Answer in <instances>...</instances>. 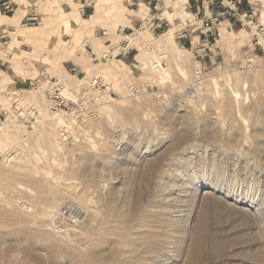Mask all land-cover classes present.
Returning <instances> with one entry per match:
<instances>
[{
	"label": "rangeland",
	"instance_id": "1",
	"mask_svg": "<svg viewBox=\"0 0 264 264\" xmlns=\"http://www.w3.org/2000/svg\"><path fill=\"white\" fill-rule=\"evenodd\" d=\"M121 1L135 11L144 2L149 16L117 17L111 11L115 0L105 2L102 23L82 35L77 53L60 66L44 48L71 40L69 29L61 39L43 33L35 42L39 47L24 43L15 53L8 51L15 28L0 31V100L8 89L23 87L22 96L40 107L45 119L21 132L30 154L4 161L1 155L8 151L0 148V264H264L262 0L253 24L232 18V27L223 23L208 34L209 44L201 15L187 19L180 9H188L183 0H156L152 6L154 0ZM97 3L88 0L82 15L80 3L49 8L45 0H34L27 14L33 9L44 20L62 7L70 27H77L78 20L95 14ZM152 17L164 21L155 36L145 29ZM123 39H134L132 54L117 60L130 73H119L101 59ZM89 44L96 61L84 47ZM3 53L18 56L13 61ZM159 60L170 73L165 83L152 68ZM144 65L148 68L142 70ZM43 72L76 90L89 89L94 76L107 78L108 91L91 90L98 98L84 110L87 118L94 112L92 123L71 132L77 141L60 139L41 94L23 85ZM131 86L141 95H131ZM64 95L69 94L62 89ZM57 140L63 150L56 148ZM67 207L89 212L75 236L53 229L56 214Z\"/></svg>",
	"mask_w": 264,
	"mask_h": 264
},
{
	"label": "built area",
	"instance_id": "2",
	"mask_svg": "<svg viewBox=\"0 0 264 264\" xmlns=\"http://www.w3.org/2000/svg\"><path fill=\"white\" fill-rule=\"evenodd\" d=\"M244 1L245 0H237V3L241 4ZM149 5L152 6V2H150ZM2 7L6 12L15 11V5L10 1L4 2L2 4ZM84 9L85 8H82V10ZM154 9H158V4L154 6ZM229 9L233 12V17L237 21L239 20L243 26H250L251 24H253V13L246 12L238 14L236 10H233L232 8ZM215 22H217L218 26H220V22L218 20H213L211 24L206 22V31H202V34L206 36V41L208 44L210 43L208 41V34H214L213 29ZM41 23V15L34 10L25 15L20 25L22 28H29L41 25ZM145 28L147 31L150 32L152 36H155L158 34V32L163 30L164 21L159 19L158 17H152L147 20ZM103 35L106 36V31H103ZM6 37L7 35H2L1 38ZM85 47L86 49H88L90 57L93 58L94 61H96L97 55L94 52L92 46L89 44ZM117 49L120 52L114 55V52ZM134 50V48L129 47V42L127 40H123L119 45L111 44L109 48L110 52L108 54H105L101 59L108 62L110 59H119L120 57L128 58V56H130ZM205 51L206 49L204 48L201 50L202 59H205V57L207 56ZM134 67L136 66L134 65ZM71 71H76V69L74 68ZM77 76L78 78L80 77V75ZM42 80H45L47 83L57 85L56 78L51 77L47 72H43L42 75L35 80L26 81L27 83L26 85H24H29L32 91L41 94L44 103L47 102L51 105L52 112L62 111L67 114V123H60L56 126L60 139L63 142L69 143L72 139H75L74 137H71V132L82 129L83 127L89 126V124L92 123V119L93 117H95L94 112L90 110V112H92L90 118L84 117L83 113L84 110L87 111L88 104L94 102L95 100L91 99L87 93L75 90L73 91V95L75 96L74 98H76V101L67 98H62L59 96L60 90L58 88L53 90L51 86H48L44 89H41V84L43 83ZM91 84L92 85H90L89 88L90 94H93L91 90H95L96 92H106L108 90L107 81L101 76H94L91 80ZM24 91L25 90L22 87L20 89H8L2 94L3 100H0V132L3 129L9 131L11 134L17 133L19 131L29 132L30 130L35 129L36 127L43 124V117L40 112V107L28 102L22 96V92ZM141 91L142 90L138 89L136 86H131L129 88V92L133 96L141 95ZM110 94L113 95V93ZM68 120L70 122H73L74 125L70 126L68 124L70 123L68 122ZM75 141L77 140L75 139ZM21 153L30 154L31 151L29 147H26L25 151H10L7 152L5 155H1V158L4 161H12L17 158ZM84 220L85 219L83 216V212L79 207L62 208L58 211L55 216V219L53 221V229L57 234L65 237L75 236V229L81 224H83Z\"/></svg>",
	"mask_w": 264,
	"mask_h": 264
},
{
	"label": "bare ground",
	"instance_id": "3",
	"mask_svg": "<svg viewBox=\"0 0 264 264\" xmlns=\"http://www.w3.org/2000/svg\"><path fill=\"white\" fill-rule=\"evenodd\" d=\"M18 1H20L22 3V5H25L26 3H29L31 0H18ZM32 1H34V0H32ZM64 1H67V0H45V3H46V6L51 8V7L55 6V5H60L61 6V3L64 2ZM97 1H98V3L96 5L95 14L92 15V17L90 19H80V20H78V22L75 24L77 27H73V25L70 27V22H69V18H68L69 16L64 11V9L62 7L59 10L54 9L56 14L50 15V16H48L46 18H44V16H43L44 20L43 19L42 20L44 22H42L40 26L29 27V28H22L19 23H15V19L14 18L6 16V15H4V14H2L0 12V29L1 28H5L7 25H14L16 27V30L11 32V35L13 36V41H11L9 43L8 51H12V52L15 53V50L17 49L18 45L21 46L24 43H26V44L30 43V44H33L35 47H37L39 44H35V42L40 39V37H41V35L43 33H46V32H49V33L53 34L54 36L57 34V37L59 39H61L62 36L64 34H66L65 31H67L69 29L68 34L72 35V39L71 40H69L67 42L66 41H60L59 42V46L57 48H53V49H48V48L45 49L44 48V51H48L47 52V57L49 59H51L53 61V63H55L56 65L60 66L62 61L65 59V57H72V56H74L77 53V51L81 47V41L80 40H81L82 35L84 33L88 32L90 29H93L99 23H102L104 17L107 15L106 14L107 9H104L103 7H104V3L105 2H109V0H97ZM186 1L187 0H183V2H185V3H186ZM174 3H175V5H177L176 8L181 7V6H178V2L177 1L174 2ZM260 4H261V6L264 7V0H262L260 2ZM105 5H107V4H105ZM148 7L144 4V2H141L140 7L138 8L137 11H135V10H127V8L125 6V3H122L121 0H115V2L112 5L113 9L111 8L112 9L111 11H112V14L114 16L120 17V15H121V18L127 17L126 15H128V16H133L134 15L135 17H141V18L145 19L147 16H149V13H150V9ZM180 9L185 15H188V16L190 15L189 13H187V11L184 10L183 7L180 8ZM164 14L167 17H169V18H172L174 16L173 14H170L168 12H165ZM262 16H263V22H264V9H263ZM191 26H189V27H191ZM171 31H173V30L171 29ZM127 37H129V36H127ZM168 37H169L168 39H171L173 37V35H169ZM123 40H127V39H123ZM133 41H134V39L131 40V43L129 42V47L130 48H135L134 46H132L133 45ZM136 46H137V43H136ZM84 47H85V45H84ZM140 50L143 51V47L142 46L140 47ZM144 50L147 53H149L152 50V48H151V46H147V47H145ZM57 51H59V53H57ZM23 53L26 54V55H33V52H31V51L30 52L23 51ZM14 55H16V57L18 56L17 54H14ZM14 55H8L7 53L1 54V56H3L4 58H9L10 60H13V61L16 60ZM117 60L118 59H110L109 60L111 62V64H113V67L115 66V70L117 69V71L119 73H130L131 72V70L128 68V66L126 64H124L123 62H120L121 60H119V61H117ZM158 63H159V66H155L154 64H152V68H153V70H155V71H157L159 73V78L161 79L160 81L162 83H165L166 81H168L170 79V73H168L167 70L163 67V65L161 64L160 60H159ZM147 68H148V66L144 65V66H142L141 69L145 70ZM105 71H106V69H105ZM107 72H108V74H113L110 71H107ZM181 73L183 75H185V76L188 75L187 71L184 70V69L181 70ZM97 76H101L107 81L106 76L101 75V74L97 75ZM110 76H112V75H110ZM6 78L9 79V77H5L4 79H6ZM83 80H84V78L78 79L79 83H82ZM42 81H43V83L41 84V89H44V88H46L48 86H51V88L53 90L58 88L60 90L59 96L62 97V98H65V99L67 98V99L76 101L75 100L76 98H74L75 96L73 95V91L74 90L87 93L90 96V98L93 99V100L98 98L97 95L90 94L89 89H83L82 88V89L76 90V89L71 88L69 85L65 84L64 82H60V83L57 82V85H53V84L47 83L45 80H42ZM62 89L66 90L69 95L68 96H65V95L61 96V90ZM140 93H142V91ZM31 104H32V102H31ZM44 105L47 108V114L51 117V120H53V123H55L56 125H58L60 123H67V118H68L67 114H65L62 111L52 112L51 111L52 107L47 102L44 103ZM106 105L107 104L104 103V106H106ZM105 108H107V106ZM40 112H41V115H42L43 111L40 110ZM42 117H43V115H42ZM109 119H112V117L109 116ZM68 122H70V121L68 120ZM44 123H45V119L43 118V124ZM43 124H41L40 126H42ZM68 124L70 126L74 125L73 122H70ZM23 134H25V133H23ZM25 137H26V135H22V133L20 131L17 132V133L11 134L9 131H6L5 129H3L0 132V148L5 150V151H8V152H10V151H16L17 152L20 149L19 147L26 149V147H28V141L26 140ZM123 137H124V135H123ZM87 139H88L87 141L90 142L89 144L92 147V149H97V147L99 145H97L96 140H94L92 137H89V136H88ZM60 141L61 140L54 141L56 144L53 143V145L55 144V146H56V148L58 150H63ZM20 144H21V146H20ZM44 154H47V153L44 152ZM54 162H56V165H59L56 160H54ZM208 188L210 189L211 187H205L204 189H208ZM186 196H183V197H186ZM170 200H172V199H170ZM172 202L174 203L176 201H172ZM167 204H169V202ZM81 210L83 212L84 219H86L89 212L86 211L82 207H81ZM179 212H181V211H179ZM206 213H207V210H206ZM203 216H205V215H203ZM202 220H204V217L202 218ZM204 221H207V220H204ZM204 221L202 223V225H204V227H202V228H205Z\"/></svg>",
	"mask_w": 264,
	"mask_h": 264
},
{
	"label": "crops",
	"instance_id": "4",
	"mask_svg": "<svg viewBox=\"0 0 264 264\" xmlns=\"http://www.w3.org/2000/svg\"><path fill=\"white\" fill-rule=\"evenodd\" d=\"M7 1H10L15 5V11L14 12L4 11L2 4L4 2H7ZM67 1L71 2L72 5H77L78 3H80L81 7L79 10L82 13V15L85 13L86 10H89L88 8L90 7V5L88 4V0H75L74 3L72 0H67ZM258 1L259 0H245L241 4H238L237 0H187L185 3V6H187V4H188V9L186 8V11L189 12V14H190L187 17V19L188 18L193 19L195 16L199 17V15H201L203 27L206 25V22L211 24L213 20H218L220 22V25L223 23L224 24L229 23V27H232V18H234V17H233V12L229 8L236 10L238 14L246 13V12L254 14V13H256V11H259L257 9ZM154 2H156V0H154L152 2V5L154 4ZM139 3H140V1H139ZM27 4H29V3L22 5V3L18 0H0V12L6 16L14 18L15 23L20 24L23 21L25 15L27 14ZM156 4L159 5V3H156ZM82 8H85V9L82 10ZM31 11H34V10L31 9L30 12ZM126 20L132 21L131 18H127ZM222 20H224V22ZM7 27H9L10 29L15 28V30H16V27L14 25H7L4 29H2L0 31L6 32ZM218 27H219L218 23L215 22L214 30H219ZM48 39H50V38H48ZM124 59L127 60L126 57ZM121 62H122V60H121ZM24 84H26V82H24Z\"/></svg>",
	"mask_w": 264,
	"mask_h": 264
}]
</instances>
